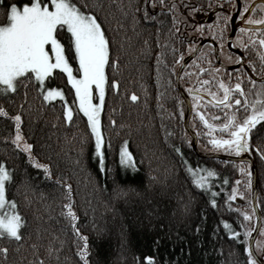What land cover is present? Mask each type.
Returning a JSON list of instances; mask_svg holds the SVG:
<instances>
[{
  "label": "trees",
  "instance_id": "trees-1",
  "mask_svg": "<svg viewBox=\"0 0 264 264\" xmlns=\"http://www.w3.org/2000/svg\"><path fill=\"white\" fill-rule=\"evenodd\" d=\"M217 1L164 0L165 5L176 6L169 10L162 7L159 0H78L79 4L87 3L99 18L110 41V55L118 60L117 69L106 66L109 79L118 81L119 94L107 89L102 108L103 170L82 113L74 112L72 120H63L62 102L59 99L42 102L37 95L39 89L33 90L31 86L24 107H21L22 95L5 96L0 92V105H4L10 115L23 112L22 135L36 146L33 153L36 159L49 163L52 171V178L46 179L43 170L29 161L22 148L17 149L11 139L5 140L6 136L14 135V122L0 116V160L12 169L14 177L8 183L7 198L17 202V210L28 221L25 236L31 234L19 252L10 255L11 261L18 264L21 256L30 261L33 257L26 245L37 242L43 246V251L51 241L54 247L60 248V264H78L76 253L84 242L73 232L68 219L61 215L62 205L69 201L65 198L67 189L56 180L59 176L71 185V204L78 217L76 225L87 237L89 264H149L145 257L152 258L151 264H244L247 256L242 251L245 229H239V237L233 238L224 226L227 221L235 227L242 221L240 213L253 212L251 188L246 186V177L238 171L241 161L205 157L192 149L191 136L183 124L187 107L175 82L179 63L205 36L217 44V51L228 52L237 58V54L226 46L230 21L227 20L225 27L224 17L231 8L228 1L221 7ZM12 2L22 6L27 0ZM7 3L8 0H0V8ZM145 11L154 19H142ZM3 19L0 15V20ZM240 29L244 27L238 25L236 33ZM248 29L254 32L256 28ZM68 35L65 30L59 37L66 46ZM246 45L247 48H240L242 64L225 69L215 62L213 45L205 41L179 74V84L189 97L191 107L195 96L191 91H200L198 82L206 78L211 80L213 75L225 81L229 79L226 74H230L233 81L239 76L246 91L251 78L256 81L253 93L260 87L264 82V65L256 56L255 46ZM156 53L161 55L157 57ZM234 63L237 62L231 64ZM192 64L196 66V72L191 79L187 71ZM201 66L209 71L207 77L199 73ZM211 69H218V72ZM49 83L61 87L67 100L72 98L66 75L59 70ZM211 90H215L214 84ZM132 92L137 94V101L128 98ZM208 101L203 98L202 102L208 105ZM206 111L209 116L219 114L210 105ZM110 119L115 125L109 123ZM188 124L195 133L197 150L223 153L207 149L210 148L207 139L197 137L196 133L203 126L193 109ZM257 127L254 140L256 136H264V128ZM125 141L135 167L120 163L119 150ZM174 145L181 149L182 155L174 151ZM243 154L253 160L255 202L260 212V227H264V165L255 153H241L240 156ZM183 160L193 167L212 168L220 174L219 180L212 179L215 196L193 186ZM245 163L250 167L248 161ZM153 175L156 180L152 179ZM224 178H227V184L221 182ZM238 180L239 185L236 184ZM22 182H27L31 190L19 187ZM234 186L245 196H237L225 204ZM213 198L217 207L210 203ZM243 223L245 228L250 226L253 231L255 215L251 221ZM38 226L39 240L35 232ZM11 247L15 248V244ZM55 256L54 253L53 260ZM257 256L264 260V252H258Z\"/></svg>",
  "mask_w": 264,
  "mask_h": 264
},
{
  "label": "snow or ice",
  "instance_id": "snow-or-ice-1",
  "mask_svg": "<svg viewBox=\"0 0 264 264\" xmlns=\"http://www.w3.org/2000/svg\"><path fill=\"white\" fill-rule=\"evenodd\" d=\"M162 7L169 10L175 9V5H165L164 0H159ZM236 11L240 12L241 19L247 16L246 23L250 25H259L255 29V34L250 29H241L248 33L249 43L256 44L264 48V0L259 5H254L253 0H246V7L239 6V0H235ZM138 11V10H137ZM251 11L259 15H247ZM0 15L4 19L0 20V92L5 96L22 95L21 107L27 104L28 88L39 89L37 95L42 102L51 101L62 102V118L65 121L73 119L74 112L82 113L86 118V126L90 129L91 136L95 140V153L99 156L101 170L104 169V153L102 144L104 143V133L102 131V108L106 101V90H116L119 94V84L114 78L109 79L106 66L113 69L118 68V60L110 55V41L99 21V18L91 10L90 6L79 4L78 0H27L22 6L18 2L8 0V3L0 8ZM142 19L153 20L145 11ZM175 21V17H173ZM227 14L224 17L225 27L227 25ZM179 23V21H175ZM159 23V21H157ZM66 30L68 35L67 46L62 42L60 34ZM159 33V28L156 29ZM259 34V35H257ZM221 40H223V31H221ZM158 43V42H157ZM247 48V45L244 46ZM175 51V50H174ZM157 57L161 53H156ZM262 55V65H264V53ZM71 57V59H70ZM177 58L174 57V60ZM242 60L243 57H237ZM211 67V62L209 61ZM66 75V82L70 85L73 92V104H69L65 92L59 86H53L49 81L53 80L57 74ZM212 72H218V69H211ZM204 67L199 68V73H205ZM225 81L217 79L215 75L211 80L198 82L200 91L207 93L211 99L208 105L202 110L200 107L203 97L198 93L194 96L192 109L199 124L203 126L201 131L196 133L197 137L203 136L207 143L216 151L225 153H234L239 156L241 153H255L259 157L260 163L264 165V136H254L259 130L258 125L264 128V82L253 93V85L256 81L249 78L248 90H245L242 80L237 77ZM264 81V76H262ZM214 84L215 90H211ZM205 85L209 87H204ZM21 89L23 92L21 93ZM191 91V90H190ZM128 98L131 101H137L138 96L132 92ZM6 103H10L6 101ZM179 103V101H177ZM216 109L218 115L209 116L207 114L208 106ZM0 116L14 122L15 133L8 135L5 140L11 139L17 149L27 153L29 161L39 169L43 170L46 179L52 178V171L49 163L39 162L33 155L36 146L28 142L22 135V111H16L10 115L9 110L4 105H0ZM115 125V121H109ZM123 127V125H121ZM127 142L120 147V163L127 164L129 167H135L132 160V153L126 146ZM174 151L181 154V149L175 145ZM182 155V154H181ZM186 170L191 177V182L196 188L212 192V179L219 180L220 174L208 167H193L187 160H183ZM238 171L246 177L245 183L248 188L252 187L251 180L253 171L247 166L245 161L240 162ZM66 179V178H65ZM156 180V176H152ZM14 180L12 169L8 168L3 160H0V210H5L0 215V264H17L9 259L10 255H15L21 249L27 239L25 229L28 221L24 215L18 211V204L14 199L7 198V186ZM58 183H62L64 189H67L66 199L69 201L61 207V215L65 216L72 225L73 232L84 242L83 247H79L76 255L79 257L78 264H89L91 259L87 246V237L80 233L76 225L77 213L71 204L72 191L71 185L56 177ZM222 183L227 184V178ZM240 181H236L239 185ZM19 187L25 191H30L31 186L27 182H22ZM237 196L244 197L245 193L238 187L231 189V195L224 201L235 200ZM27 199V197H26ZM213 207H217L216 199H211ZM255 208V205L253 206ZM229 210L231 207L229 205ZM237 212L239 210L237 209ZM242 221L235 227L230 226L224 221L225 228L229 229L228 235L238 238L239 229H245L243 232L245 239L242 251L247 254L244 264H264V260L258 258L254 251L248 246L247 238L252 228H245L243 221H251L255 212L243 211ZM95 227V226H94ZM260 232L264 233V227H260ZM37 240L40 239V227L35 230ZM15 244V248L11 245ZM61 247L63 242H60ZM30 249L32 260H27L21 256L18 264H60V248L53 246L49 241L47 247H43L37 242L26 245ZM257 247L264 252V245L258 244ZM56 254L55 260L52 259ZM145 260L151 264L152 258L145 257ZM67 262V257L65 258Z\"/></svg>",
  "mask_w": 264,
  "mask_h": 264
},
{
  "label": "water",
  "instance_id": "water-1",
  "mask_svg": "<svg viewBox=\"0 0 264 264\" xmlns=\"http://www.w3.org/2000/svg\"><path fill=\"white\" fill-rule=\"evenodd\" d=\"M237 7V5H236ZM237 13L238 11H235L232 15H231V20H230V32H229V35L227 36V47L228 49H230L231 51H234L237 55H239V57H243V53L242 51H240L239 49H235L234 47H232V37L234 36L235 34V21H236V16H237ZM242 26H244L245 28H257V27H260L259 25H250V24H242ZM205 41H209L212 45H213V52H214V57H215V62H217L221 67L225 68V69H228V68H233V67H238L243 61L242 60H239L238 63L236 64H228V65H225L223 64L219 57H218V52H217V45L216 43L209 39L208 37H205V38H202L198 41L197 45L195 46L194 50L192 52H190V54H187L186 56H184V58L181 60V62L179 63L180 65L178 66L176 72H175V82H176V86H178V89H179V92H180V95L184 98V101H185V104H186V107H187V110H186V114L184 116V128L186 130H188L190 136H191V139H192V142H191V146H192V149L195 150V152L198 154V155H202V156H205V157H218V158H227V159H234V160H245V161H248L249 164H250V168L252 169L253 171V176H252V187H251V191H252V194H251V202H252V207L255 205V208L253 207V212H255V227L248 239V246H250V248L254 251L255 253V250H254V245H253V242L255 240V238L257 237V233L260 229V226H261V223H260V212L258 211V206H257V202H255V196H256V180H255V169H253V160L252 158H250L248 155L246 154H243V155H239V156H236V155H228V154H224V153H216V152H210V153H202L200 150H197V147H196V143H197V139H196V136L193 132L192 129H190L189 127V124H188V121H189V116L191 114V107H190V100H189V97L184 93L182 87L180 86L179 84V77H180V72L182 71V69L185 67L186 63L195 56V54L198 53V50L200 49V47L205 43ZM199 94L200 96H202L203 98H205L207 101L211 99L210 96L206 95L205 93L201 92V91H191V94L193 95H196V94ZM256 254V253H255ZM259 259H261L259 256H258ZM263 260V259H261Z\"/></svg>",
  "mask_w": 264,
  "mask_h": 264
},
{
  "label": "rangeland",
  "instance_id": "rangeland-1",
  "mask_svg": "<svg viewBox=\"0 0 264 264\" xmlns=\"http://www.w3.org/2000/svg\"><path fill=\"white\" fill-rule=\"evenodd\" d=\"M230 12H231V10H230ZM227 17H228V22H229V17H230V13H228L227 14ZM252 33H254L255 34V31L254 32H252ZM258 35V34H257ZM206 37V36H205ZM205 37H203V38H205ZM209 39H211L212 40V38H210V37H208ZM200 39H202V38H200ZM199 39V40H200ZM198 40V41H199ZM232 46L235 48V49H239L240 50V48L242 47V46H245L246 45V43L248 44L249 43V35H248V33H244V32H242L241 31V29L239 30V32H237L235 35H234V37L232 38ZM209 42V41H208ZM197 43L198 42H196V44H195V46L197 45ZM227 43V42H226ZM195 46L193 47V49L192 50H190L189 52H192L193 50H194V48H195ZM255 46V47H254ZM253 49L255 50V52H256V56L258 57V60H262V53H264V48H261L259 45H258V43H256V44H253ZM221 49V48H220ZM219 49V50H220ZM222 50V49H221ZM218 52V56L220 55V57H219V59H220V61L223 63V64H225V65H228V64H231L232 62H239V60L236 58V57H232V56H230L229 54H228V52L226 53V52H224V51H217ZM237 57H239L238 55H237ZM192 59V58H191ZM190 59V60H191ZM235 59V60H234ZM243 61V60H242ZM234 64H236V63H234ZM264 67V66H263ZM196 66H194V64H192L191 65V67L188 69V71H187V76H190V78L192 79V75H193V73H195L196 72ZM263 71H264V68H263ZM205 75H206V77H207V75H209V71H207L206 73H204ZM186 76V78H189V77H187ZM189 78V79H190ZM202 79V78H201ZM203 80H208V78H206V79H202V81ZM206 88L208 87V86H205ZM68 102H69V104L70 105H72L73 107H74V104H73V94H72V98L70 99V100H68ZM193 102H194V100H193ZM193 102H192V104H193ZM204 106H205V103L204 102H201V104H200V107H203L204 108ZM191 107V106H190ZM191 109H192V107H191ZM195 134V133H194ZM94 144H95V140H94ZM207 149H213L212 148V146L210 145V148H207ZM220 152H223V151H220ZM223 153H225V152H223ZM229 154H232V153H229ZM4 211H6V209L5 210H0V215H3L4 214ZM259 232V231H258ZM258 234V233H257ZM259 235V234H258ZM258 244H261V245H264V234H262V233H260V235L258 236V237H256L255 238V240H254V242H253V245H254V249L257 251V253L259 252V253H261V250L257 247V245ZM256 253V252H255ZM257 253H256V255H257Z\"/></svg>",
  "mask_w": 264,
  "mask_h": 264
},
{
  "label": "flooded vegetation",
  "instance_id": "flooded-vegetation-1",
  "mask_svg": "<svg viewBox=\"0 0 264 264\" xmlns=\"http://www.w3.org/2000/svg\"><path fill=\"white\" fill-rule=\"evenodd\" d=\"M226 1H228L229 3V8H231V12H230V16L235 12L236 10V2L235 0H218V7H221L223 4L226 3ZM262 2V0H253V4L254 5H259L260 3ZM239 6L241 8V11L243 10V7H246L247 4H246V0H239ZM247 15H253V16H256V15H259V13H253L251 11H249L247 13ZM230 18V17H229ZM246 20H247V16H244L243 19H241V15H240V12L237 13V16H236V21H235V29L238 27V25L242 26V24H247L246 23ZM230 21V20H229ZM243 27V26H242ZM236 34V32H235Z\"/></svg>",
  "mask_w": 264,
  "mask_h": 264
},
{
  "label": "bare ground",
  "instance_id": "bare-ground-1",
  "mask_svg": "<svg viewBox=\"0 0 264 264\" xmlns=\"http://www.w3.org/2000/svg\"><path fill=\"white\" fill-rule=\"evenodd\" d=\"M255 250V249H254ZM256 252V251H255Z\"/></svg>",
  "mask_w": 264,
  "mask_h": 264
}]
</instances>
